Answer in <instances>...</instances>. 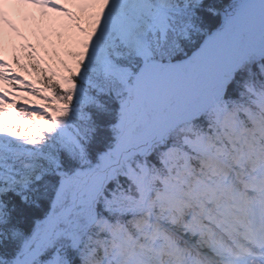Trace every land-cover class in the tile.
<instances>
[{"label": "snow or ice", "instance_id": "obj_1", "mask_svg": "<svg viewBox=\"0 0 264 264\" xmlns=\"http://www.w3.org/2000/svg\"><path fill=\"white\" fill-rule=\"evenodd\" d=\"M0 264H264V0H0Z\"/></svg>", "mask_w": 264, "mask_h": 264}]
</instances>
